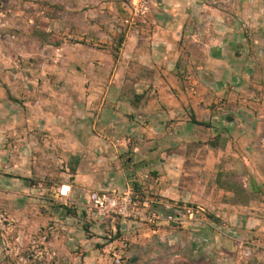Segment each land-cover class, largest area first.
Here are the masks:
<instances>
[{
    "label": "crops",
    "instance_id": "crops-1",
    "mask_svg": "<svg viewBox=\"0 0 264 264\" xmlns=\"http://www.w3.org/2000/svg\"><path fill=\"white\" fill-rule=\"evenodd\" d=\"M241 3L235 11L247 29L203 0H153L146 23L126 30L117 54L109 45L78 48L82 70L62 66L42 87L36 78L28 89L14 84L25 108L0 97V134L14 144L0 146V189L14 191L42 173L32 160L37 143L26 140V110L30 130L45 119L46 140L65 163L59 184L69 180L73 188L68 202L77 215L55 213L62 227L87 223L102 238L108 224L92 210L90 192L132 189L162 211L203 203L210 218L164 224L158 235L121 221L120 234L146 245L153 238L189 245L209 264H264V3ZM202 15L219 21L189 40ZM66 45L59 48L65 64ZM76 117L80 123L69 126ZM238 237L257 238L260 249L242 259Z\"/></svg>",
    "mask_w": 264,
    "mask_h": 264
},
{
    "label": "rangeland",
    "instance_id": "rangeland-1",
    "mask_svg": "<svg viewBox=\"0 0 264 264\" xmlns=\"http://www.w3.org/2000/svg\"><path fill=\"white\" fill-rule=\"evenodd\" d=\"M137 1L0 0V87L3 88L0 97L25 108L23 89H28L29 83L33 84L30 78H36L37 85L42 87L46 75L58 74L62 66L69 73L82 70L83 64H79L76 56L82 55L84 48L85 51L89 49L94 52L92 47L101 51L109 45L111 52L117 54L126 30L145 24L152 10L153 0H147L149 11L146 16L133 15L131 10ZM241 1L203 0L205 4L227 13L226 20H235L242 29H247L249 25L235 11L236 6L242 4ZM262 2L264 0H259V3ZM261 15L264 17V11ZM126 19L132 23H127ZM218 21L217 17L211 20L202 15L195 23L193 34L187 38L197 41L207 30L205 24ZM88 38H93V41H86ZM64 43L67 44L64 54L70 56L67 64L59 60V48ZM19 74L23 77L19 78ZM18 81L26 86L22 91L14 92L12 86ZM55 82L58 91L60 82ZM70 91V95L76 92L74 89ZM68 103L71 105L73 102L69 99ZM21 112L26 118V140L35 139L38 147L33 151L35 158L32 160L38 161L36 164L42 173L38 176L32 173L25 179V185L16 186L14 191L10 188L0 189V264H116L117 258L125 264H209L205 257L190 255L193 251L189 245L178 246L168 239L153 238L146 245L131 240L129 235L118 233L114 240L106 242L87 223L71 228L62 227L56 220L57 212L77 215L76 208L59 199L53 188L60 183L59 173L66 170L63 157L46 140L51 132L43 127L45 119L40 117L35 129L30 130L27 126L28 111ZM80 119L76 117L69 126L80 123ZM11 139V135L0 134V146L13 150ZM47 171H52V174L45 173ZM67 182L70 183L69 180ZM200 204L207 210L202 220L209 219L208 207ZM242 239L255 240L259 249L260 243L257 238H237L240 257L248 259L259 249L250 255H242L239 248Z\"/></svg>",
    "mask_w": 264,
    "mask_h": 264
},
{
    "label": "built area",
    "instance_id": "built-area-1",
    "mask_svg": "<svg viewBox=\"0 0 264 264\" xmlns=\"http://www.w3.org/2000/svg\"><path fill=\"white\" fill-rule=\"evenodd\" d=\"M131 12L138 17L146 16L149 11L147 0H138L133 4ZM145 20V19H144ZM127 23H132L126 19ZM73 191L69 182H63L57 191V197L66 204ZM89 202L97 217L108 224V231L112 237L120 231L119 222L133 221L139 226L149 227L155 235L164 224L195 222L202 220L206 216V208L200 203L177 202L167 211H162L154 207L150 198L135 192L132 189L119 191L116 188L92 191L89 194ZM242 255H250L259 249V244L255 240L242 239L239 242ZM116 264H125L120 258L116 259Z\"/></svg>",
    "mask_w": 264,
    "mask_h": 264
},
{
    "label": "trees",
    "instance_id": "trees-1",
    "mask_svg": "<svg viewBox=\"0 0 264 264\" xmlns=\"http://www.w3.org/2000/svg\"><path fill=\"white\" fill-rule=\"evenodd\" d=\"M195 122L198 123V124H202V125L208 126V124L207 123H204V122H199L197 120ZM102 237L106 240V242H110V241L114 240V238L110 234H108V233H106Z\"/></svg>",
    "mask_w": 264,
    "mask_h": 264
}]
</instances>
